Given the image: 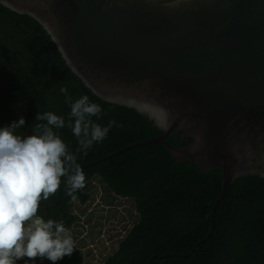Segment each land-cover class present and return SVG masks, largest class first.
I'll return each mask as SVG.
<instances>
[{"label":"water","instance_id":"95a60500","mask_svg":"<svg viewBox=\"0 0 264 264\" xmlns=\"http://www.w3.org/2000/svg\"><path fill=\"white\" fill-rule=\"evenodd\" d=\"M36 20L70 71L103 101L132 108L163 146L200 172L221 169L215 211L231 183L264 177V0H0ZM185 140L177 147L165 137ZM188 140H191L188 142ZM162 258L163 256H154Z\"/></svg>","mask_w":264,"mask_h":264},{"label":"trees","instance_id":"16d2710c","mask_svg":"<svg viewBox=\"0 0 264 264\" xmlns=\"http://www.w3.org/2000/svg\"><path fill=\"white\" fill-rule=\"evenodd\" d=\"M61 87L68 89L73 101L87 95L102 107L101 117H92L94 122L106 126L114 120L123 125H114L107 138L86 155L77 154L80 165L161 133L136 110L94 95L70 71L36 20L0 4V127L23 116L25 125L20 131L31 134L37 112L46 111L64 117L67 123L70 106ZM55 131L75 152L78 144L71 129ZM165 140L173 146L185 145L174 131ZM82 169L86 183L97 179L115 196L132 199L139 216L99 264H264V177L245 175L231 183L215 211L212 234L201 244L221 190V169L200 172L194 164L175 162L158 144L137 146ZM75 196L81 204L89 199L83 189ZM72 200L62 183L55 195L42 201L37 215L62 220L70 229L79 220L72 212ZM82 244L56 264H83Z\"/></svg>","mask_w":264,"mask_h":264},{"label":"clouds","instance_id":"9594fccd","mask_svg":"<svg viewBox=\"0 0 264 264\" xmlns=\"http://www.w3.org/2000/svg\"><path fill=\"white\" fill-rule=\"evenodd\" d=\"M70 106L68 122L51 111L37 112L31 134L20 130L23 116L0 127V264H36L37 260L56 264L71 256L76 248L70 230L63 221L44 219L37 212L42 201L55 195L63 183L66 195L86 186V175L77 162V154L86 155L94 144L107 138L117 124L106 126L94 122L102 107L82 95L73 101L66 87L60 88ZM68 127L78 147L75 152L58 134Z\"/></svg>","mask_w":264,"mask_h":264},{"label":"rangeland","instance_id":"374dc122","mask_svg":"<svg viewBox=\"0 0 264 264\" xmlns=\"http://www.w3.org/2000/svg\"><path fill=\"white\" fill-rule=\"evenodd\" d=\"M83 190L88 192L89 199L83 204L72 200V212L79 220L69 230L76 248L83 242V264H99L117 248L138 215L132 199L115 196L97 179L86 183ZM17 264H24V261ZM36 264L52 262L45 259L37 260Z\"/></svg>","mask_w":264,"mask_h":264},{"label":"bare ground","instance_id":"6f19581e","mask_svg":"<svg viewBox=\"0 0 264 264\" xmlns=\"http://www.w3.org/2000/svg\"><path fill=\"white\" fill-rule=\"evenodd\" d=\"M186 163H187V162H186ZM224 197H225V196H224ZM217 208H218V207H217ZM138 217H139V216H138ZM137 220H138V219H137ZM214 225H215V224H214ZM131 227H132V226H131ZM205 240H206V239H205ZM120 242H121V241H120ZM201 244H202V243H201ZM78 251H79V250H78ZM186 256H187V255H186ZM86 257H87V256H86ZM86 257H85V258H86ZM156 258H157V257H156ZM150 259H151V258H150ZM159 259H160V258H159ZM85 261H86V260H85Z\"/></svg>","mask_w":264,"mask_h":264}]
</instances>
